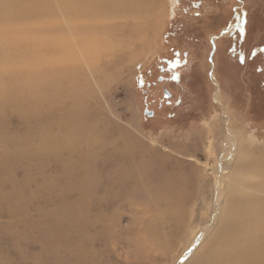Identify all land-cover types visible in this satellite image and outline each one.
Segmentation results:
<instances>
[{
  "label": "rangeland",
  "instance_id": "374dc122",
  "mask_svg": "<svg viewBox=\"0 0 264 264\" xmlns=\"http://www.w3.org/2000/svg\"><path fill=\"white\" fill-rule=\"evenodd\" d=\"M178 3L158 12L145 42L126 48V59L110 55L103 64L87 65L92 94L86 105L106 118L99 124L112 141L94 162H83L86 149L67 146L64 138L57 154L51 148L36 154L38 138L28 154L2 143L8 154L7 161L0 154V264H93L94 252L105 264H197L238 203L255 213L257 205L264 210V0ZM7 54L19 58L14 49ZM164 59L176 61V70ZM33 62L30 68H40ZM160 77L163 83L151 88ZM164 89L177 93L168 107ZM147 110L154 116L147 118ZM225 118L228 167L218 152ZM3 123L8 137L30 131L18 115L11 120L6 115ZM124 143L130 151L121 155ZM142 161L167 189L178 190L179 208L168 207L172 215L153 205H123L129 201L122 204L104 184L112 169ZM93 163L100 173L98 191L82 198L79 185ZM216 190L222 195L217 210ZM212 215L217 220L211 225ZM75 219L80 224L72 233ZM158 220H168L165 249L140 245L145 226ZM68 238L76 242L72 247H89L93 255L75 256L73 248H65Z\"/></svg>",
  "mask_w": 264,
  "mask_h": 264
},
{
  "label": "bare ground",
  "instance_id": "6f19581e",
  "mask_svg": "<svg viewBox=\"0 0 264 264\" xmlns=\"http://www.w3.org/2000/svg\"><path fill=\"white\" fill-rule=\"evenodd\" d=\"M169 2L172 9L177 0H0L1 159L8 154L2 143H8L18 155L25 151L28 154L38 138L40 148H36V154L44 153L48 148L57 154L64 138L67 146L76 144L86 149L81 156L83 162H94L98 150L112 145V141L108 142L102 129L105 127L101 128L99 124L102 120L105 123L106 118L92 112L86 105L87 96L92 94L86 67L93 66L92 62L103 64L110 55L126 59V48L138 47L140 42H145L150 25L158 12H167ZM13 49L14 55L19 57L17 61L7 54ZM31 51L37 54H31ZM2 54L9 59L7 65H2ZM33 60L39 62L40 68H30ZM6 115H9V120L18 115L23 127L30 131L19 138L17 133L6 136L5 125L3 127ZM222 122L223 134L219 139L218 152L221 151L223 164L228 167L226 158L230 151L227 149L230 138L226 137V130L229 124L226 118ZM56 127L62 131L55 133ZM42 132L44 135H40ZM123 142H126L125 138ZM111 148L118 155V148ZM129 151V143L121 144V155ZM149 165L145 161L124 163L119 172L111 170V176L104 184L111 187V194L122 204L129 201L123 205L137 204L144 208H152L153 205L154 211L170 216L173 209L168 207L179 208V192L172 186L167 189L165 181L153 177ZM94 168L95 163L85 172L86 179L79 185L82 198L98 191L100 173ZM215 196L217 210L220 209L222 195L216 190ZM239 197H242L241 202H247L245 196ZM239 204L235 213L224 221L197 264H264V210L257 205L255 213L248 204ZM113 205L116 204L113 202ZM212 216L211 225L217 220L216 215ZM79 222L80 219H75L71 223L72 233ZM166 222L148 223L140 245L155 250L165 249L167 244L163 243L170 237L165 231ZM74 243L68 238L65 248H73L75 256L91 255L89 247H72ZM93 254V264H105V261L98 262L94 258L96 252Z\"/></svg>",
  "mask_w": 264,
  "mask_h": 264
},
{
  "label": "flooded vegetation",
  "instance_id": "af4514ba",
  "mask_svg": "<svg viewBox=\"0 0 264 264\" xmlns=\"http://www.w3.org/2000/svg\"><path fill=\"white\" fill-rule=\"evenodd\" d=\"M187 1L192 2L193 0H178L177 2H179L178 3L179 6H181L180 4L182 3V5H184L186 7L187 5H189V4H187ZM194 5H196V4L194 3ZM180 57H181L180 52L175 53V60H179ZM185 57H187V54L186 53L183 54V58H185ZM163 63H164V65H166L169 68H172V69H175V70L177 68L176 61H173L171 59H164L163 60ZM160 71L163 72L164 71V68L163 67H160ZM180 71L181 70L177 71L178 74L175 75V78H179L180 77V75H179V72ZM162 75H164V74L162 73ZM164 80H165L164 77H160L158 79V82H153V84H150V87L155 89V87H157L159 84L163 83ZM177 85L180 86V83H178ZM177 85H175V86H177ZM166 92H167V94H166ZM162 94H163V97H164V100H165V104H163V105H165L167 107L170 104H172L173 101H176L177 100V97H176V94L177 93H175L173 90H166V89H164L162 91ZM161 107H162V105L160 104L159 105V108H161ZM150 112L152 113L151 115H150ZM147 114H148V116H147ZM153 116H154V112L147 110L146 117L149 118V117H153Z\"/></svg>",
  "mask_w": 264,
  "mask_h": 264
},
{
  "label": "water",
  "instance_id": "95a60500",
  "mask_svg": "<svg viewBox=\"0 0 264 264\" xmlns=\"http://www.w3.org/2000/svg\"><path fill=\"white\" fill-rule=\"evenodd\" d=\"M166 94H167V92H166ZM152 113L150 112V115H151Z\"/></svg>",
  "mask_w": 264,
  "mask_h": 264
}]
</instances>
